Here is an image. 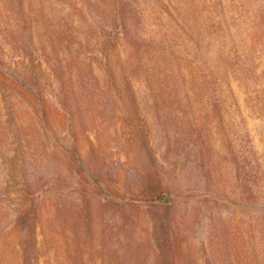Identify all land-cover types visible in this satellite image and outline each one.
Returning a JSON list of instances; mask_svg holds the SVG:
<instances>
[{"label":"rangeland","instance_id":"374dc122","mask_svg":"<svg viewBox=\"0 0 264 264\" xmlns=\"http://www.w3.org/2000/svg\"><path fill=\"white\" fill-rule=\"evenodd\" d=\"M25 258L264 264V0H0V264Z\"/></svg>","mask_w":264,"mask_h":264},{"label":"trees","instance_id":"16d2710c","mask_svg":"<svg viewBox=\"0 0 264 264\" xmlns=\"http://www.w3.org/2000/svg\"><path fill=\"white\" fill-rule=\"evenodd\" d=\"M160 199H162V196L161 195H157L156 196V200H160ZM25 264H29V262H28V260H26V258H25Z\"/></svg>","mask_w":264,"mask_h":264}]
</instances>
